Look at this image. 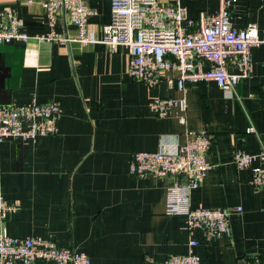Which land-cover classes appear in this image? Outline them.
Wrapping results in <instances>:
<instances>
[{
  "label": "crops",
  "instance_id": "crops-1",
  "mask_svg": "<svg viewBox=\"0 0 264 264\" xmlns=\"http://www.w3.org/2000/svg\"><path fill=\"white\" fill-rule=\"evenodd\" d=\"M41 1L0 0V24L16 14L31 36L26 43L0 46V104L57 103L62 109L57 134L0 143L3 196L21 205L0 220V231L44 238L87 254L92 264H166L171 256L189 253L192 239L200 242L202 264H247L264 257V189L254 187L249 169L233 163L235 151L256 154L264 148V44L253 49V73L239 82L236 95L214 81L185 90L162 81L152 89L130 74L125 48L112 53L100 43L37 39L53 31L71 40L78 36L66 12L51 26ZM86 1L95 11L89 30L101 39L111 22V0ZM158 1L180 4L195 20L220 6V0ZM231 13L239 29L251 23L264 29V0H237ZM157 98L186 99V123L175 113L159 117L151 107ZM251 124L256 134L247 133ZM189 131L209 134L214 165L192 193V206L242 208L230 217L231 234L214 243L191 235L184 216L166 214L167 191L176 179L130 173L135 153L174 154Z\"/></svg>",
  "mask_w": 264,
  "mask_h": 264
},
{
  "label": "built area",
  "instance_id": "built-area-1",
  "mask_svg": "<svg viewBox=\"0 0 264 264\" xmlns=\"http://www.w3.org/2000/svg\"><path fill=\"white\" fill-rule=\"evenodd\" d=\"M237 0H220L214 13H201L198 20L188 16L180 4L167 5L158 0H111V22L104 27L101 39L89 30V18L95 14L86 0H42L49 23L54 26L62 12L68 13L78 36L71 40L62 33L37 37L66 45L72 41L83 46L103 44L110 52L125 48L131 56L129 72L139 83L150 88L166 81L172 88L185 90L189 84L214 81L226 93L236 95L240 81L253 73V49L264 44V29L251 23L239 29L232 23L231 8ZM0 24V46L15 40L28 42L25 22L9 13ZM197 26V30L193 28ZM151 107L159 117L177 114L186 123V99L157 98ZM62 109L57 103H32L18 107L0 104V143L8 139L24 142L52 136L59 130ZM247 133L256 134L251 124ZM211 137L206 132L187 134V142L174 154L138 152L132 156L130 173L134 177L174 178L168 188L166 214L184 216L186 230L200 233L214 243L230 235V217L242 208L211 209L193 207L192 193L200 187L214 165L208 155ZM233 163L238 170L249 169L252 184L264 189V148L259 153L235 151ZM184 178L186 182L178 179ZM21 208L20 203L5 200L0 186V220L6 221ZM200 242H189V253L171 256L166 264H202L196 253ZM92 264L85 253L61 249L41 237L18 238L0 231V264ZM247 264H264V257L251 258Z\"/></svg>",
  "mask_w": 264,
  "mask_h": 264
}]
</instances>
